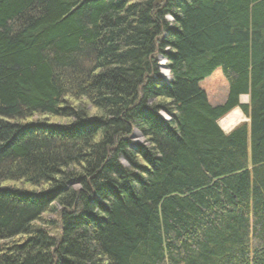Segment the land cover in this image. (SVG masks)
Here are the masks:
<instances>
[{"label": "trees", "instance_id": "obj_1", "mask_svg": "<svg viewBox=\"0 0 264 264\" xmlns=\"http://www.w3.org/2000/svg\"><path fill=\"white\" fill-rule=\"evenodd\" d=\"M0 264H264V0H0Z\"/></svg>", "mask_w": 264, "mask_h": 264}, {"label": "rangeland", "instance_id": "obj_2", "mask_svg": "<svg viewBox=\"0 0 264 264\" xmlns=\"http://www.w3.org/2000/svg\"><path fill=\"white\" fill-rule=\"evenodd\" d=\"M159 63L164 64V60L160 59ZM161 72H162V69L160 68V75L162 76V79H167L168 73L166 75L162 73L163 74L162 75ZM199 86L206 92L208 101L211 105L222 104L225 101L227 92H228V84H227V81L220 67H217L216 69L212 71L210 75L200 80ZM241 102L248 103V96L245 95L244 101H241ZM161 115L164 118L166 117V119L168 117L166 114H163V113ZM230 115L232 116V120H234V123L232 125H225L224 122L222 123V119H225L227 116H230ZM34 119L38 120L40 118L34 117ZM48 120H50L51 122H55V123L68 122V119L66 118H48ZM243 122H248V118L243 114V112L238 107H236L232 109L231 111H229L228 113H226L222 118H220L218 120V125L225 133H227L230 130H232L235 126ZM132 140L134 143L143 142V138L138 134L137 131H135L134 134L132 135ZM8 184L10 185L15 184V185L21 186L20 183L11 182ZM49 217H54V216H49Z\"/></svg>", "mask_w": 264, "mask_h": 264}, {"label": "bare ground", "instance_id": "obj_3", "mask_svg": "<svg viewBox=\"0 0 264 264\" xmlns=\"http://www.w3.org/2000/svg\"><path fill=\"white\" fill-rule=\"evenodd\" d=\"M160 68L162 69L161 74L163 73L164 75H166L167 69L163 63L160 65ZM244 99H245V95L240 96L241 101H244ZM223 122L225 123V125H232L234 123V120H232V116L230 115V116H227L225 119H222V123Z\"/></svg>", "mask_w": 264, "mask_h": 264}, {"label": "water", "instance_id": "obj_4", "mask_svg": "<svg viewBox=\"0 0 264 264\" xmlns=\"http://www.w3.org/2000/svg\"><path fill=\"white\" fill-rule=\"evenodd\" d=\"M161 65V64H160Z\"/></svg>", "mask_w": 264, "mask_h": 264}]
</instances>
